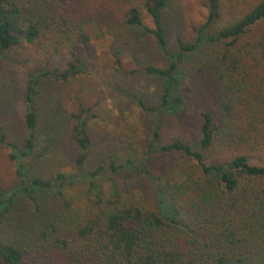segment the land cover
I'll list each match as a JSON object with an SVG mask.
<instances>
[{
  "label": "trees",
  "instance_id": "trees-1",
  "mask_svg": "<svg viewBox=\"0 0 264 264\" xmlns=\"http://www.w3.org/2000/svg\"><path fill=\"white\" fill-rule=\"evenodd\" d=\"M203 1L205 21L191 42L177 39L172 51L162 19L170 0H0V57L4 50L26 44L54 52L66 46L76 58L80 47L101 38L110 25L140 28L154 38L164 60L161 67L141 69L161 83L158 108L150 112L160 119L187 107L199 117L194 142L176 138L161 144L156 125L138 163L130 153L109 156L86 172L90 138L84 122L71 115L70 137L78 147L75 173L57 171L47 179L31 174L23 162L42 158L34 152L35 88L45 78L66 81L78 69L69 62L64 70L32 75L23 94L26 133L21 147L0 130V147L8 151L20 179L18 190L0 191V224L5 220L8 226L0 233L1 262L31 264L35 254L43 253L55 254L64 264H264V160L254 157L264 156V28L259 29L264 0L221 26L220 0ZM141 10L152 28L143 24ZM214 145L241 153L208 164L204 153ZM159 154H178L193 168L192 176L168 183L166 193L157 188L159 211L122 200L118 192L109 197L97 192L101 177L121 173L160 182L147 169ZM79 179L96 192L93 210L85 215L73 211L63 193ZM47 193L49 200H59L58 206L41 207L37 198ZM22 196L32 206L26 216L15 213Z\"/></svg>",
  "mask_w": 264,
  "mask_h": 264
},
{
  "label": "rangeland",
  "instance_id": "rangeland-1",
  "mask_svg": "<svg viewBox=\"0 0 264 264\" xmlns=\"http://www.w3.org/2000/svg\"><path fill=\"white\" fill-rule=\"evenodd\" d=\"M259 0H220L222 19L220 26L228 24L249 11ZM207 11L203 0H170L163 11L162 19L170 50H176V40L191 42L195 28L200 26ZM141 20L149 28L151 18L141 10ZM264 24L259 28L263 29ZM77 66L78 72L66 81L41 79L35 88V111L37 115L36 154L42 158L33 163V156L23 160L31 174L52 179L54 173H75L73 160L78 147L70 137L74 126L71 115L84 122V133L90 138V150L85 170L92 171L111 158L133 155L138 163L149 134L160 126V143L166 144L180 138L194 142L198 138L199 117L184 107L174 115L157 118L150 112L157 109L160 96L158 80L141 72L146 66H163L164 60L156 47L154 38L140 28L110 25L104 28L101 38L83 45L77 57H71L66 46L58 51L38 50L30 45H19L4 50L0 57V130L6 140L22 145L26 133L24 123L25 104L23 94L32 75L52 68L64 70L68 63ZM188 69V68H187ZM183 86H187L184 79ZM182 86V87H183ZM139 103L142 104L140 107ZM146 108V110H145ZM49 137L52 139L49 140ZM237 153L214 145L204 153L206 163H224ZM246 156H252L244 153ZM262 154H254V157ZM132 158V157H131ZM192 163L178 154H159L148 163V172L160 182L147 180L142 174L121 173L118 176L101 177L97 192L109 197L118 192L122 200L133 201L159 211L157 188L167 189V184L181 181V175L192 176ZM178 174V175H177ZM171 184V183H170ZM20 188L15 163L9 159L8 151L0 147V191H15ZM70 200L73 211L80 215L92 211L95 191L79 179L77 184L63 191ZM49 193L37 198L42 208H53L59 200H49ZM16 214L26 216L31 211L30 201L18 198ZM8 229L7 222L0 224V233ZM31 264H64L58 256L35 254ZM0 264H4L0 261Z\"/></svg>",
  "mask_w": 264,
  "mask_h": 264
}]
</instances>
